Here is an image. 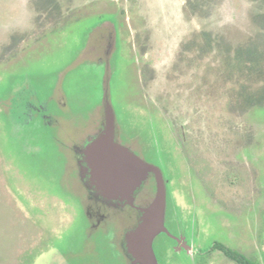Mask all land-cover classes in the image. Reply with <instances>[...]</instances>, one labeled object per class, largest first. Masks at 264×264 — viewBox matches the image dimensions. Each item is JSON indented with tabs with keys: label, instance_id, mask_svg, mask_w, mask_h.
<instances>
[{
	"label": "rangeland",
	"instance_id": "rangeland-1",
	"mask_svg": "<svg viewBox=\"0 0 264 264\" xmlns=\"http://www.w3.org/2000/svg\"><path fill=\"white\" fill-rule=\"evenodd\" d=\"M103 85L117 140L160 164L201 252L264 264V0H0V97L23 89L0 111V264H125L136 212L92 231L71 151L98 129Z\"/></svg>",
	"mask_w": 264,
	"mask_h": 264
},
{
	"label": "flooded vegetation",
	"instance_id": "flooded-vegetation-1",
	"mask_svg": "<svg viewBox=\"0 0 264 264\" xmlns=\"http://www.w3.org/2000/svg\"><path fill=\"white\" fill-rule=\"evenodd\" d=\"M98 65H101L100 70L101 69H103V71L105 70V62H101ZM108 76H110L108 77V80H109L108 86H109L110 81H111V75L109 74ZM22 90L23 89L19 91L17 90V96L19 95L18 98L12 97L11 99H7V98L0 97V111L4 109L5 112L9 114L10 111L14 109V106L17 108L19 104L18 100H21L20 97L22 95L21 94ZM108 94L110 95V92ZM103 96H102L103 101L101 102L102 109L99 115L98 129L96 130L94 134L88 136L86 143H84L83 145L82 144L75 145L71 149V151L73 152L74 164L76 165V174H77L76 179L80 181L82 188L84 189L83 191L86 193L85 198L82 199V201H84L85 203H87L88 201L86 210H88V214L90 215V219L92 220V225H93L92 231L100 230L101 232H103V230L107 229V226L109 223H111V220L115 218L120 219L121 217L128 218V217H131L132 212H136L135 213L136 219L134 220V223L132 224V226H130V228L126 229L122 233V238H120L121 239L120 247L124 253L123 258L124 260H126L125 264H138V263H132L135 258L127 246V241H126L125 236L128 231H130L132 228L136 226L137 221L139 220V217L141 215L140 209L146 206L151 201L150 200L147 203V199L151 195V193L149 192V187H148L149 182L153 184L152 185L154 189L153 194H152V198H153L154 193H155V179H154V175L150 174L149 177H147L146 181H144L139 187L135 188L129 194L127 191L107 192V191L102 190L97 184H95L96 182L94 178H92V170L90 166L88 165V162L85 159L86 154H85L84 149L86 148L88 143L93 138H95L96 134L99 133V131L103 127L102 126L103 108L105 106L106 100H109V96H107V93L105 92L104 85H103ZM22 98L24 99V97ZM23 101H24L23 103L26 109L24 111L22 110L21 114H25L22 116L30 115L29 118L27 117L28 119H32L38 116V117H41L44 124H47V122H49L50 117L48 114L50 113L47 110L46 103H37V102H32L30 100H25V99ZM23 103L21 105H23ZM115 122H116V116H115ZM158 145L160 144L158 143ZM125 146L128 147L129 151L133 152L138 157L159 167L166 181L167 199H166L165 223L164 224H165V228L167 229V231L159 232L154 237L153 242H152V248H153V252H154L157 264H172V261L169 260V254H172L175 252L176 253L185 252L189 257L191 264H193L194 259L190 256V252H193V251H195V256H194L196 258L195 262H204V260L209 256L212 250H217L221 252L223 256L226 259L230 260L231 262L241 264V262H239L238 257H233V256L228 255L227 253L224 252L222 248H220V245L223 246L225 249L235 252L236 254H238V256L244 257L248 261L247 264H251V262H255V260H253L249 256L247 257L244 254L237 252L236 250L228 248L227 246H225L224 244L220 242H213L212 245L208 246V248H205L206 250L204 252H201V250L199 249V246H197V243L194 241V239L193 240L191 239V228L187 229L185 222H181L179 218L180 216L177 210L178 208L177 207L175 208V204L170 205L169 182H168L169 179L165 176L160 164L152 160H147L144 157L138 155L132 148L133 147L132 145L131 146L125 145ZM80 169H82V171ZM76 191L78 192V190ZM171 224L174 227H176L177 233L172 231ZM158 238H160L159 240L161 241H165V240L167 241V245L165 247V251L163 252L161 261L154 249V245L156 244V241L158 240ZM113 240H115L114 236L111 239L112 243H113Z\"/></svg>",
	"mask_w": 264,
	"mask_h": 264
},
{
	"label": "water",
	"instance_id": "water-1",
	"mask_svg": "<svg viewBox=\"0 0 264 264\" xmlns=\"http://www.w3.org/2000/svg\"><path fill=\"white\" fill-rule=\"evenodd\" d=\"M102 126L84 149L95 184L107 192L127 191L129 194L150 174L154 175V196L140 209L141 215L136 226L126 233L125 238L135 258L132 263L157 264L152 242L159 232L167 231L164 224L166 181L159 167L138 157L117 140L115 114L109 100H106L103 108Z\"/></svg>",
	"mask_w": 264,
	"mask_h": 264
},
{
	"label": "trees",
	"instance_id": "trees-1",
	"mask_svg": "<svg viewBox=\"0 0 264 264\" xmlns=\"http://www.w3.org/2000/svg\"><path fill=\"white\" fill-rule=\"evenodd\" d=\"M264 110V109H263ZM220 248H222L224 250L225 253H227L228 255L230 256H233V257H238L239 259V262H241V264H247V260L244 258V257H240L238 256V254H236L235 252L233 251H230L228 249H225L223 246L220 245Z\"/></svg>",
	"mask_w": 264,
	"mask_h": 264
}]
</instances>
